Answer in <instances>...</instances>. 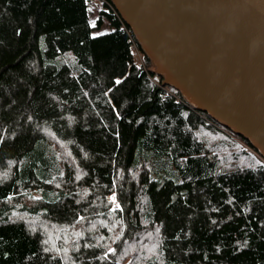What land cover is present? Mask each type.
I'll return each instance as SVG.
<instances>
[{
	"label": "trees",
	"instance_id": "16d2710c",
	"mask_svg": "<svg viewBox=\"0 0 264 264\" xmlns=\"http://www.w3.org/2000/svg\"><path fill=\"white\" fill-rule=\"evenodd\" d=\"M104 1L0 0V264H264V159Z\"/></svg>",
	"mask_w": 264,
	"mask_h": 264
},
{
	"label": "water",
	"instance_id": "95a60500",
	"mask_svg": "<svg viewBox=\"0 0 264 264\" xmlns=\"http://www.w3.org/2000/svg\"><path fill=\"white\" fill-rule=\"evenodd\" d=\"M111 2L162 84L264 159V0Z\"/></svg>",
	"mask_w": 264,
	"mask_h": 264
},
{
	"label": "built area",
	"instance_id": "2783aa9c",
	"mask_svg": "<svg viewBox=\"0 0 264 264\" xmlns=\"http://www.w3.org/2000/svg\"><path fill=\"white\" fill-rule=\"evenodd\" d=\"M90 1L93 4L95 3V5H97L100 8V10H102V11L107 12L108 10H111L110 7L106 4V2L104 0H90ZM131 52H132L133 61L136 62V63H140L142 56L140 55V52H139L138 48L136 47V45L134 43H132ZM110 197H112V196H110ZM110 197H109V199H110ZM110 200L112 202L111 209H117V205H116L115 199L113 198V199H110Z\"/></svg>",
	"mask_w": 264,
	"mask_h": 264
},
{
	"label": "rangeland",
	"instance_id": "374dc122",
	"mask_svg": "<svg viewBox=\"0 0 264 264\" xmlns=\"http://www.w3.org/2000/svg\"><path fill=\"white\" fill-rule=\"evenodd\" d=\"M99 9L100 8L97 5H95V3L94 4L92 2L90 3L89 18H90L91 23H93L95 21V19L99 16ZM108 30H109L108 24H107L106 20H103V25H102L101 29L99 31H97V33L106 32ZM143 53L145 54V56H147V54L144 51H143ZM140 55H141V53H140ZM140 63H142V58H141V62ZM150 65H151V68L150 69H152L153 68V64L151 62H150ZM183 99L186 102V98L184 97Z\"/></svg>",
	"mask_w": 264,
	"mask_h": 264
},
{
	"label": "snow or ice",
	"instance_id": "6c2138e0",
	"mask_svg": "<svg viewBox=\"0 0 264 264\" xmlns=\"http://www.w3.org/2000/svg\"><path fill=\"white\" fill-rule=\"evenodd\" d=\"M116 83H119V80H117V81H116ZM114 196H115V194H113V196H112V197H110V199H113V198H114ZM117 207H119V205H117ZM109 251H112V249L110 248V249H109Z\"/></svg>",
	"mask_w": 264,
	"mask_h": 264
},
{
	"label": "bare ground",
	"instance_id": "6f19581e",
	"mask_svg": "<svg viewBox=\"0 0 264 264\" xmlns=\"http://www.w3.org/2000/svg\"><path fill=\"white\" fill-rule=\"evenodd\" d=\"M117 11V10H116ZM138 38V37H137ZM139 40V39H138ZM141 44V43H140ZM142 46V45H141ZM143 47V46H142ZM144 49V48H143ZM145 50V49H144ZM145 52L147 53V55L152 59V57L148 54V52L145 50ZM153 61V60H152Z\"/></svg>",
	"mask_w": 264,
	"mask_h": 264
}]
</instances>
